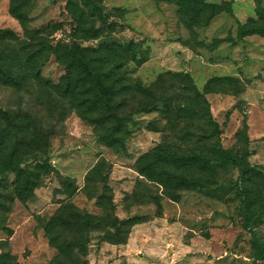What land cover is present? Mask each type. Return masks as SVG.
Instances as JSON below:
<instances>
[{"label": "rangeland", "instance_id": "obj_1", "mask_svg": "<svg viewBox=\"0 0 264 264\" xmlns=\"http://www.w3.org/2000/svg\"><path fill=\"white\" fill-rule=\"evenodd\" d=\"M28 1V26L40 30V42L69 44L67 1ZM96 1L120 15L108 19L117 25L107 36L142 43L146 61L123 70L127 83L147 92L115 98L125 103L121 114L132 115L125 146L115 149L70 98L42 86L55 87L66 73L55 53L44 55L40 83L21 90L0 84V107L37 127L31 137L38 150L20 134L12 143L42 160L36 166L43 175L26 194L0 188V264H264L258 256L264 243V0ZM10 2L0 0V29L32 42L10 14ZM79 37L83 45L99 41ZM195 88L210 103L217 135L208 134L213 125L191 98ZM149 99L159 101L141 112ZM165 101L185 110L169 114ZM160 146L204 158L213 150L221 156L224 148L245 156L252 169L243 175L228 158L194 163L185 174L203 186L177 188L182 169L171 164L170 183L163 185L142 173L149 167L144 155ZM4 178L12 182L15 175Z\"/></svg>", "mask_w": 264, "mask_h": 264}, {"label": "trees", "instance_id": "obj_2", "mask_svg": "<svg viewBox=\"0 0 264 264\" xmlns=\"http://www.w3.org/2000/svg\"><path fill=\"white\" fill-rule=\"evenodd\" d=\"M66 1L73 18L70 43L62 42L46 46L40 42V30L33 32L28 26L31 20L26 11L29 1L11 0L10 14L24 28L25 37L34 43L20 41L11 29H0V42L4 41V48L0 51V84L21 90L33 82L40 83L42 81V59L48 52L55 53L61 64L64 65L66 73L55 87L46 84L42 86L47 89H55L61 96L70 98L73 105L80 110L82 118L92 121L103 129L99 133V138L103 143L115 149L123 148L126 142L127 126L132 115L121 114L125 103H115L114 101L117 96L128 95L136 90L144 94L147 92L142 85L127 83L126 73L123 70L129 63L133 62L141 66L146 61L143 56L142 43L133 39L120 40L107 36V28L111 27L115 30L117 25L116 20L108 22V19L110 16L120 18V15L111 13L96 0ZM178 1L176 0V3ZM121 25L123 24L121 23ZM239 27L240 30H244L242 25ZM77 36L85 39H99V41L94 46L83 45ZM212 83L210 81L206 85L205 93L211 90ZM153 97L158 96L153 95ZM131 98L129 96V99ZM191 98L200 103L199 110L208 122V126L213 125L212 131L208 134L212 136L220 133L219 125L213 120L210 103L204 93L195 88ZM157 101L159 100H145L140 111H148L156 107ZM165 105L167 113H177L178 117L185 110L183 106L175 109L167 101H165ZM27 118L31 119V116L29 115ZM31 131L36 137L38 131L33 121L25 122L21 115L0 107V188L12 186L22 194H26V191L30 192L39 185L43 175L40 170H37L36 165L42 160L36 156H33V159L27 158L31 152L21 153L23 144L16 142L13 145L12 143V137L20 134L30 146H33V151L38 150L39 148L35 146L37 139L31 137ZM223 150L221 156H217V151L213 150L211 155L204 158L201 154L181 155L170 152L160 146L156 151H150L144 155V159L149 161V167L144 169L147 172L142 171V173L151 175L152 179L150 180L152 181L168 185L170 178L167 174V166L176 164L182 169V174L175 181L176 187L200 188L203 186L201 182L195 181L185 174L194 163L207 165L214 162L219 163L228 158L231 160H225V162L240 167L243 175L252 169L245 156L233 155L228 150L224 148ZM9 173L15 175V180L12 182L4 178ZM240 195L243 198L247 196V193L242 189ZM177 198L174 196V199ZM76 216L82 215L78 213ZM83 217L87 218L88 222H91L93 218L91 214H86ZM127 222L133 223L132 219H127ZM259 247L258 256L262 260L264 259V243Z\"/></svg>", "mask_w": 264, "mask_h": 264}]
</instances>
